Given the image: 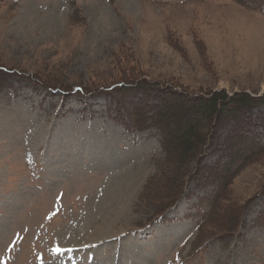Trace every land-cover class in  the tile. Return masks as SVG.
<instances>
[{"label": "rangeland", "instance_id": "obj_1", "mask_svg": "<svg viewBox=\"0 0 264 264\" xmlns=\"http://www.w3.org/2000/svg\"><path fill=\"white\" fill-rule=\"evenodd\" d=\"M252 1L0 0V264H264V153L220 179L239 146L264 147V104L239 131L216 127L158 224L175 167L149 125L161 88L264 96V0ZM142 79L118 93L133 104L106 90ZM133 119L149 126L127 130ZM220 190L211 219L228 227L206 224L198 243Z\"/></svg>", "mask_w": 264, "mask_h": 264}, {"label": "trees", "instance_id": "obj_2", "mask_svg": "<svg viewBox=\"0 0 264 264\" xmlns=\"http://www.w3.org/2000/svg\"><path fill=\"white\" fill-rule=\"evenodd\" d=\"M2 71L4 70L0 68V74ZM143 84L150 87V83L142 79L138 81H127L126 85L121 84L112 89H109L108 87L106 90L117 95V103L124 104V102L127 101L129 104H133V95L128 98L130 100L128 101L127 98L119 96L118 93L121 91L127 93L130 90L136 91L138 88L141 89L140 85ZM1 86L2 85L0 84V87ZM156 92L158 103L155 106L154 113L150 117L152 118L150 124L155 125L161 133L164 160L171 166L175 167V170H173V172H175L174 179L171 178L170 185L165 188L167 189V192H165V189L163 188H157V193H159L157 198L159 197L160 200L162 194L165 197L176 196L175 199L169 201L166 206L162 207L155 213L158 218L162 217L163 214L175 204L179 197L184 193L185 184L194 178L195 173L200 171L198 166L201 163V155H203L205 149L210 146L216 127L224 121H232L231 130L239 131V124H247L245 123V119L248 117L247 112L257 104H264V96L256 98L249 97L246 94H233L232 96H227L225 93L214 92L209 93L208 95H199L189 98L187 96L176 94L174 91L172 93H165L163 88L158 89ZM174 96L177 99L176 101H178V105H173L171 102L174 101L172 99ZM160 102H162V107L160 106ZM147 110H149V108ZM134 120L135 122H133V124L136 125L144 123L143 120ZM237 136L240 135L237 134L230 140ZM235 140L231 142V145H233L231 148L235 146ZM238 148L235 157L239 159V165L234 170L226 168L223 171L224 173L220 172L222 174L220 179L223 188L226 187L232 177L236 175V172L246 162L249 163L251 160L264 153V147L258 149L255 153L241 150L243 148L241 146ZM195 158H197L195 164L197 165V171L191 172L187 168V165L191 159ZM179 171H182L183 176ZM174 182H176L175 186L177 188L174 186V188L171 189ZM221 192L222 191L220 190L213 197L209 211L205 213L201 222L198 224V235H200L198 240H196L198 243H201V241H203L202 239L209 237L208 235H203V229L206 224L210 223L221 229L228 227V225H218L215 219H211V216L215 213L219 200L222 198ZM202 236L204 238H202Z\"/></svg>", "mask_w": 264, "mask_h": 264}, {"label": "snow or ice", "instance_id": "obj_3", "mask_svg": "<svg viewBox=\"0 0 264 264\" xmlns=\"http://www.w3.org/2000/svg\"><path fill=\"white\" fill-rule=\"evenodd\" d=\"M55 251H56L57 253H60V252H61V249L59 248V246L56 247Z\"/></svg>", "mask_w": 264, "mask_h": 264}]
</instances>
